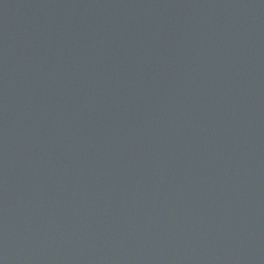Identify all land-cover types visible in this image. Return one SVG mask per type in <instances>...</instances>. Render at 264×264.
I'll use <instances>...</instances> for the list:
<instances>
[{
  "label": "water",
  "instance_id": "obj_1",
  "mask_svg": "<svg viewBox=\"0 0 264 264\" xmlns=\"http://www.w3.org/2000/svg\"><path fill=\"white\" fill-rule=\"evenodd\" d=\"M0 264H264V0H0Z\"/></svg>",
  "mask_w": 264,
  "mask_h": 264
}]
</instances>
